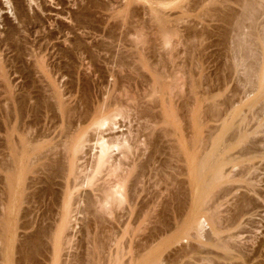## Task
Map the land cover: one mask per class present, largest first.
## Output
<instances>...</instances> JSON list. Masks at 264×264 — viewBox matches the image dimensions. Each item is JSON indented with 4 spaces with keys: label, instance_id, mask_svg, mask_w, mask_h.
I'll return each mask as SVG.
<instances>
[{
    "label": "rangeland",
    "instance_id": "1",
    "mask_svg": "<svg viewBox=\"0 0 264 264\" xmlns=\"http://www.w3.org/2000/svg\"><path fill=\"white\" fill-rule=\"evenodd\" d=\"M179 1L0 0V211L3 188H5L8 178V172L2 164L4 159H7V155L12 153V149L9 147L26 142L34 146L40 144L43 149H46L52 138L56 137L63 127L62 111L58 110L57 100H54L52 94L55 97L56 94L61 93L62 96L63 93L65 96L62 98L64 97L63 99L67 100L68 104L74 107L78 106L76 107L77 112H70L73 118L78 120L77 116L80 114V110L86 105L80 98H84V101L91 99L89 102L93 108L98 98L103 99L104 95L107 97V93L112 89L115 81L120 83L126 79L127 75L135 78L133 81L137 82L133 83L132 81L133 87L137 88L131 94L138 100L151 102L154 100L152 99L154 96L159 95L157 97L160 99V102L157 103L158 106L154 104L155 101L151 102L154 107H160L158 110L155 109L156 111H151L152 116L156 118L154 119L156 126L154 122H150L151 118L148 119V121L150 120L149 125L145 126L149 128L146 130L147 132L150 130L151 134H156L153 137L148 132L149 140H154L155 137L163 133L171 135L169 130L172 127L168 126L166 124L168 121L165 123V120L160 116L162 108L169 105L167 102L172 100L175 92L177 93L175 94L176 98H173V103L180 106L188 87L187 85L185 89L182 80L180 78L178 80L181 73H176V76L171 73L172 70L175 72L176 68L179 69L178 63L175 62L182 61V58L186 57L184 55V57H180L182 60L176 57V55H180L178 50L182 47L181 43H178L181 41L180 33L178 37L176 33L184 30L182 27L186 26L187 21L190 25L191 20L198 22L199 18L196 15L198 12L183 11L182 4L179 6ZM218 1L214 2L213 0L214 3L217 2V8H223L225 0ZM206 2L208 3L209 0ZM226 3L224 5L230 4ZM194 13L196 19H193ZM182 16H189V20L185 21L186 18H182ZM201 18L198 27H201V22H204ZM180 19L185 23L182 24L183 26H181ZM208 22L207 20L206 24ZM204 24L202 23V27ZM209 24V29H211L212 22ZM218 24L220 22H213V25ZM165 26L172 29L170 38L174 36L172 40L174 42H170V45H166L164 42L166 39ZM205 27L208 28L207 25ZM177 39L179 40L177 41ZM143 58H146L145 64ZM165 66L166 70L170 66L167 76H165V73L167 74ZM152 67L154 72L151 70ZM161 79L169 84H167V88L164 87L162 80L160 86L163 87L162 89H167V95L165 94L166 89L162 93L154 92L153 85H159ZM177 81H181V83L178 82L180 84L178 86ZM170 88L172 93L169 96ZM231 88L228 89V92ZM54 91L57 93H53ZM188 91L186 92L189 95ZM224 91L219 90L216 93L219 95L228 93H224ZM119 92V94H123L122 90ZM178 92L181 99H178ZM191 95L194 97L193 92ZM94 96L97 98L96 100ZM192 96H189L190 100L187 99V101L189 100L187 105H184L186 103L184 102L182 103L184 106H180L182 115H185L188 112V107H191L190 104L194 101ZM86 97L89 98L85 99ZM141 97L144 99L147 97V100H143ZM208 101H204L205 107L209 103H214L210 102L211 100L209 103ZM262 101H264V97L259 99L255 96L242 102L239 101L237 103L238 112L245 111V113L235 117L234 121L229 120L230 126L231 122H234L235 125H232V128L226 133H224L226 125L220 116L212 117L210 116L212 114L208 113L209 117L206 113L208 118L204 114L203 121L197 123V133L201 138L204 136L202 146L205 148L207 144H213L219 136L223 135L225 143L216 150L223 149L222 154H224L219 155L216 159H218L217 161L228 159V163L226 162L224 166L226 178L220 184L210 183L208 187L206 195L212 198L211 201L210 198L207 199L208 203L207 201L202 203L197 181L191 184L187 180L188 177L177 176L175 182L173 177L172 179L167 176L166 183L163 182L167 175L165 171H172L165 166V161L169 158L166 154L170 144L167 138L171 139V137L166 135L165 138L164 135H161L162 140L165 138L164 144L160 140L161 146H163L161 151L165 148L166 152L164 157L161 156L163 154L156 155L158 160L155 167L158 168L160 164H164L160 167L162 166L163 169L166 167V169L158 174L154 171L156 168L153 165L152 171L158 175L151 173L147 180L146 197H144V192H141L140 196L138 194L135 198V208L132 214L134 230L131 235L133 246H135L134 252L141 251L144 246H148V249L143 252L147 256L152 255L156 250L159 252L163 250L161 252L162 264H264V102ZM80 103L82 105H79ZM204 103L202 102V104ZM222 106H219L220 112H223ZM209 107L207 112H209ZM224 107H226L225 104L222 108ZM155 114L160 118L154 116ZM90 123L89 120L83 126L89 127ZM131 123L129 129H132L133 135H137V131L143 123L139 124L135 121ZM164 125L169 129L167 132H164L166 130ZM162 126L163 131L160 130ZM142 128L140 129L143 132ZM124 129L128 130L126 126ZM152 129H155V132ZM139 131L138 134L141 132ZM154 143L155 140L150 145L151 152L156 149ZM153 146H155L154 149ZM159 175L165 176L164 179L161 178L163 181L159 182L161 177ZM141 185L139 184L140 188ZM14 199L15 222V220H19L18 217L22 214L24 206L29 208L30 205L20 204V194H17ZM207 206L211 209L207 210ZM211 210L218 214L217 218L220 217L218 219L220 225L217 228L209 223L210 220L206 222ZM179 219H187L188 224L190 221L201 219L203 227H200V235L197 236L195 233L192 237L182 239L183 235L179 232V235L172 239L175 231L172 230V227ZM14 229L15 223L12 230ZM19 231L21 234L22 230H18V234ZM12 232L13 236L9 243L12 251L14 250L13 258L15 260L17 257L15 254L16 244L19 243L20 237L14 236L16 231Z\"/></svg>",
    "mask_w": 264,
    "mask_h": 264
},
{
    "label": "bare ground",
    "instance_id": "2",
    "mask_svg": "<svg viewBox=\"0 0 264 264\" xmlns=\"http://www.w3.org/2000/svg\"><path fill=\"white\" fill-rule=\"evenodd\" d=\"M206 1H179V6L182 4L183 11L198 12L196 14L197 17L199 16L198 22L203 16L206 22L207 20L212 22L213 29H209L210 24L209 22L206 24L204 18H201L204 21L201 22V27L202 23H205L202 28L197 26L200 23L196 20H191L188 25L189 16H184L187 23L182 28L186 31L180 29L183 33H176L177 37L180 33L181 41H178L179 39L177 41L182 45L180 47L177 44L182 49V51L178 50L182 56L176 55V57H186L182 58L183 60L179 59L182 61L176 59L182 62L181 66L179 62H175L178 63L179 69L174 63L177 70L173 68L175 72L172 70L171 73H174V76L181 73L178 80L179 78L182 80L185 89L188 85L186 91L192 89L188 91L189 95L185 91L180 106L184 102H186L184 105H187L191 98L189 96H192L191 92H193L194 101L191 102L193 105L190 104L191 107L187 108L188 112L182 115V108L179 104L173 103L177 93L175 92L174 99H167L168 102H165L169 105H163L161 111L160 116L165 120L163 121L165 123L168 121L166 124L172 127L169 130L164 125L166 129L164 132L169 130L171 135L161 134L165 138L166 135L171 137V139L167 138L170 144L168 147V144L166 145L167 150L169 148L166 153L169 158H166L165 166L172 171H165L166 167L162 168L164 164H160L161 167L160 165L157 166L158 168L155 167L158 160L156 155L163 154L161 156L164 157L166 152L165 148L162 149L163 152L161 151V147H163L161 145L162 142L164 144L165 138L162 140L161 135L158 136L160 138H153L156 146H153V149L154 147L156 149L151 152L150 145L154 140H149L148 132L150 130L147 132L146 130L149 128L145 127L150 122H154L156 126L154 120L156 118L152 116L151 111L160 108H156L160 100L157 98L159 95L154 96L156 99L153 97V101L150 100L151 102L155 101L154 104H157L155 107L151 102L141 101L142 99L138 100L132 96L131 92L133 93V90L137 88L133 87V83H137L133 81L135 78L126 75V79L121 80L122 82L115 81L112 89L107 91V97L104 95L103 99L98 98V100L94 96L97 100L93 108L89 102L91 99L84 101V98H80L86 105L80 110V116H77L78 120H75L70 113L77 112L76 107L78 106L74 107L68 104L67 100L62 98L65 96L63 93L62 96L59 93L55 97L52 94L54 100H57L58 110L62 111L63 127L60 129V133L52 138L46 149H43L40 144L34 146L26 142H21L15 147L10 146L12 153L7 155L5 161L3 160L2 165L8 172V178L1 197L0 264L163 263L161 258L163 250L160 252L156 250L157 252L154 251L152 255L147 256L143 252L148 249V246H144L141 251L134 252L135 246H133L131 235L134 230L132 214L135 208V198L141 192H144V197H146V184L151 173L161 174L165 171L167 173L166 180H161L165 176L159 175L161 176L159 182L166 183L167 176L173 177L175 182L177 176H186L191 184L197 181L200 199L203 204L206 203L210 198L206 195L210 183L220 184L226 178L224 166L226 162L228 163V159L221 161L216 159L222 154L223 149L216 150V148L224 145L223 135L219 136L220 139L218 138L213 144H207L205 148L202 146L204 136L201 138L197 133V123L203 121V116L204 114L206 116V113L207 116L210 115L208 113H211L212 117L220 116L226 125L225 128L223 126L224 133H226L232 128V125H235L234 122H231L230 126L229 120L234 121L235 117L245 113V111H243L244 113L238 112L237 103L239 101L242 102L252 96L259 99L264 97V0H225V3L230 4L224 5V3L223 8H217L218 4L214 3L215 0L214 2L209 0L208 3ZM195 13L193 19H196ZM184 17L182 16V18ZM180 20L181 26H183L185 23L182 19ZM213 22H220V24L213 25ZM171 31V28L166 27L164 41L166 45L174 42L172 41L174 36L170 38ZM183 52L184 54H181ZM145 59L143 58V63ZM164 69L166 70V66ZM151 70L154 72L153 67ZM159 72L158 70L157 73L159 74ZM168 73L167 71L165 76ZM162 74L161 76L164 75ZM162 80L159 81V85L157 84L158 87L153 85L154 92L162 93L167 88L168 83L165 80L163 83L166 88L160 87ZM172 82L170 83L172 84ZM179 83L177 86L180 85ZM170 87L172 86L170 85ZM182 87L181 90H183ZM229 88L231 90L228 92ZM119 90H122L123 94H119ZM219 90H225L224 93H228L219 95L216 93ZM169 91L168 95L170 96L171 88ZM174 91L176 90L174 89ZM179 92L178 97L181 96ZM165 94L167 95V89ZM187 99L189 100L187 101ZM143 100H147V97ZM205 100H211L210 102L214 103L208 101L209 105L205 107ZM224 104L226 107L222 108ZM220 105H223L221 107L223 112L219 110ZM208 106H210L209 112H207ZM154 116L159 117L157 114ZM149 118L152 121L149 120V122ZM89 120L91 122L89 127H84L83 124ZM133 121L139 124L143 123V128L142 125L141 127L137 126L142 128L143 132L139 128L141 132L138 129L140 133L138 134L137 131V135H133L134 132L129 129L130 123ZM125 126L127 131L124 129ZM144 128L146 129L144 130ZM152 128L154 127L152 126ZM163 129L162 126L160 130L163 131ZM152 135L154 137L156 134L152 133L150 136ZM153 165L156 168L155 172L152 171ZM139 184H142L141 188ZM17 194L21 196V205L30 206L29 208L24 206L22 214L18 217L19 220L14 222L13 201ZM208 206L207 210L210 208ZM217 216L218 214L214 210L209 211L206 222L210 220L209 223L217 228L220 225L218 224L220 217L217 218ZM14 223L15 229L12 230ZM202 224L201 219L190 221L189 224L187 219H179L172 227V230L175 231L171 238L179 235V232L183 235L182 239L192 237L195 233L199 236ZM18 230H22V233L20 234L19 231L18 234ZM12 231H16L14 236L20 237L19 243L16 244L15 254L17 257L15 260L13 258L14 250L12 251L9 243L13 236Z\"/></svg>",
    "mask_w": 264,
    "mask_h": 264
}]
</instances>
